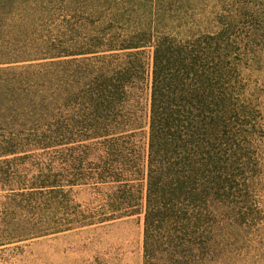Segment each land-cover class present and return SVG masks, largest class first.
<instances>
[{
    "label": "trees",
    "instance_id": "obj_1",
    "mask_svg": "<svg viewBox=\"0 0 264 264\" xmlns=\"http://www.w3.org/2000/svg\"><path fill=\"white\" fill-rule=\"evenodd\" d=\"M264 0H0V264L135 218L141 264H264Z\"/></svg>",
    "mask_w": 264,
    "mask_h": 264
},
{
    "label": "rangeland",
    "instance_id": "obj_2",
    "mask_svg": "<svg viewBox=\"0 0 264 264\" xmlns=\"http://www.w3.org/2000/svg\"><path fill=\"white\" fill-rule=\"evenodd\" d=\"M258 75L264 82V69ZM259 92L264 110V87ZM141 222L135 218L112 226L33 240L24 247L29 261L20 264H141Z\"/></svg>",
    "mask_w": 264,
    "mask_h": 264
}]
</instances>
